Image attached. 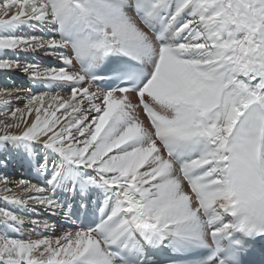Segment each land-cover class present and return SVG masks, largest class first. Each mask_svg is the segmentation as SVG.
<instances>
[{"label": "snow or ice", "instance_id": "1", "mask_svg": "<svg viewBox=\"0 0 264 264\" xmlns=\"http://www.w3.org/2000/svg\"><path fill=\"white\" fill-rule=\"evenodd\" d=\"M0 70L71 93L0 90V264H264V0H0Z\"/></svg>", "mask_w": 264, "mask_h": 264}, {"label": "rangeland", "instance_id": "2", "mask_svg": "<svg viewBox=\"0 0 264 264\" xmlns=\"http://www.w3.org/2000/svg\"><path fill=\"white\" fill-rule=\"evenodd\" d=\"M27 55L31 56L32 58L36 59V56H34V54L30 55V53H26ZM21 60L24 62H28L31 59H28L27 57H25V54L22 55ZM56 62V61H55ZM30 81V82H29ZM31 83H33L31 81V79L29 78L28 75L24 74L22 71H18V70H12L10 72H5L3 70H0V90H2L5 87L11 88V87H18L21 89V93L20 95L22 97L26 96V95H31V94H44V93H49L48 96L45 97L46 101H50L51 95H55L56 93H59V91H57V87H46V86H42L39 85L37 86V88H32L31 87ZM60 91L62 94H64V98H70L71 93L69 91V89L67 87L64 88H60ZM12 103L14 106H19V107H23L24 104L26 103V100L21 98L20 100H16V99H12ZM55 107V104H53V108ZM63 112V109H61L59 112H57V115L59 116L61 113ZM63 122V121H62ZM13 160H10V162H12ZM13 164H15V161L12 162ZM17 172H7V171H3V168H0V175H7L9 176V178L13 181H17L20 178H24V179H29L32 180L34 171L33 169H29L28 173L25 174V171L23 169V167H19L16 168ZM31 171V172H29ZM33 171V172H32ZM21 172V173H20ZM27 176H25V175ZM34 182V181H33ZM29 195V194H27ZM4 204V205H3ZM0 206H5V202L4 201H0ZM32 207H35L36 212H40V214H34L33 216L31 214L28 215V213H26V215L30 218V219H37L42 221L43 220V216L47 215L46 211H44L43 209L40 208V206L38 205H32ZM31 215V216H30ZM59 221H61L59 224H57V232L56 235L61 234L63 231L67 230V226L68 223L66 221H64L61 217L59 218ZM61 225L63 226V228L61 227ZM27 232H26V231ZM25 235H23L25 238H33L35 239L36 237L34 235H32V226L29 224V226L27 228H25ZM32 230V231H30ZM0 234H6V233H0ZM14 235H16L17 238H19L20 236L18 234L13 233ZM49 235H51V233H49Z\"/></svg>", "mask_w": 264, "mask_h": 264}, {"label": "bare ground", "instance_id": "3", "mask_svg": "<svg viewBox=\"0 0 264 264\" xmlns=\"http://www.w3.org/2000/svg\"><path fill=\"white\" fill-rule=\"evenodd\" d=\"M24 31L25 32H28V31H30L29 29H24ZM33 34H39V33H33ZM32 54H34V56H36V59L35 58H32L31 56H29V55H27V54H25V57H27L28 59H31V60H29L28 62H32V63H38V64H40L42 67H49V66H58L59 65V62H58V60H57V58L54 56V55H51V54H46L45 52H43V51H38V52H36V53H30V55H32ZM56 61V62H55ZM30 82V81H29ZM37 86H39V85H35V84H33V83H31V87L32 88H37ZM43 85H41V87H42ZM57 91H59V93H56L55 92V95H60V96H64V94H62L61 93V91H60V87H57ZM133 102L135 103V100H133ZM141 119H146V117H145V115L143 114V113H141ZM10 160H13L12 162H14L15 161V164H13L12 162H8V166L6 167V168H3V171H7V172H17V171H19V170H17L16 168H19V167H23V169H24V171H25V174L26 173H28V170L29 169H33L34 170V168H29V166L27 165V163H25L23 160H21L20 158H18V157H15V156H11V157H9V161ZM35 171V170H34ZM29 172H31V171H29ZM33 172V171H32ZM21 173V172H20ZM24 174V175H25ZM33 174V177H34V179L32 178V182L34 181V182H36V180H35V177H36V172H34V173H32ZM25 176H27V175H25ZM28 177V176H27ZM29 180V179H28ZM17 191V194L18 195H22V196H27V194H24V193H21V192H19V190H16ZM0 201L2 202L3 200L2 199H0ZM30 203V205H31V202H29ZM4 205V204H3ZM3 207H8V208H10L11 210H14V211H17L18 213H19V210L18 209H16L15 208V206H12V205H6L5 204V206H3ZM29 214H31L32 216L34 215V214H40V212H35V213H33V212H28V215ZM47 215H44L43 216V220L42 221H46V222H48V223H54V224H59L61 221H59V218L60 217H52V216H50L48 213H46ZM30 215V216H31ZM63 228V227H62ZM70 228V225H68L67 226V230ZM26 231V230H25ZM25 231L22 233V234H18L19 236L20 235H25ZM30 231H32V230H30ZM27 232V231H26ZM35 236V235H34ZM36 238H39V237H37V236H35Z\"/></svg>", "mask_w": 264, "mask_h": 264}]
</instances>
